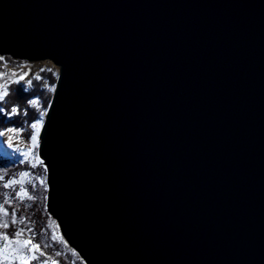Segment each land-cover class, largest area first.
I'll return each instance as SVG.
<instances>
[{"label": "water", "instance_id": "obj_1", "mask_svg": "<svg viewBox=\"0 0 264 264\" xmlns=\"http://www.w3.org/2000/svg\"><path fill=\"white\" fill-rule=\"evenodd\" d=\"M0 55L59 69L38 157L85 264H264V0H0Z\"/></svg>", "mask_w": 264, "mask_h": 264}, {"label": "snow or ice", "instance_id": "obj_2", "mask_svg": "<svg viewBox=\"0 0 264 264\" xmlns=\"http://www.w3.org/2000/svg\"><path fill=\"white\" fill-rule=\"evenodd\" d=\"M3 57H0V60H3ZM50 72L51 69L41 68L40 72L36 73L32 79L26 81V84L22 85L23 91L27 92L32 86L34 81L41 82V86L47 91H53L47 82V80L41 76L40 73ZM3 74L0 73V76ZM15 75V73H13ZM28 75V73H24L20 75L14 82L20 84L21 81L24 80V76ZM0 115H4L6 117L16 116H27L29 113V109L35 110L36 118L32 122L24 121V124H27L28 127L24 128H7L4 131H0V138L4 137L5 131L7 132H28L30 142L32 148L38 147V134L39 128L43 126L44 117L46 115L47 108L42 103V95L41 96H33L26 100V106L21 109L20 105H13L10 109L3 106L6 97L9 95L8 85L0 84ZM7 144L10 148H14V150L20 154L21 160L19 161L21 164H30L28 152H31V149L28 152L22 151L18 146H14L12 144V138L9 137ZM42 163V161H41ZM30 167L35 168V164H30ZM46 171V169H45ZM5 174L0 175V181L5 180ZM30 173L28 171H22L19 173V177H28ZM36 180L39 182V185L46 189V182L43 177H36ZM18 186V189H17ZM37 185L32 183L29 180L27 183L23 182L21 179L17 178L16 175H13L12 178L8 179L6 182L2 184L3 189H12L11 192L3 191L0 193V229L4 231H0V262H8L11 260H19L20 264H29L30 261H38L41 257H45V253L40 251L41 245L39 243H33L32 237L36 235L32 228L27 227L25 225V217L21 216L19 219L17 218V208H13L11 214L7 210V205H12L14 202L24 203L26 201H34L37 197L34 195V190ZM10 216V219H9ZM17 224L25 225V227L14 228V231L9 234L6 230ZM27 231L30 235L27 239H22L23 233ZM52 241H56L57 238L53 234L51 236ZM60 242H63L62 240ZM9 245H12L11 251H9ZM51 245H44V247H50ZM39 253L37 255L36 253ZM56 258L61 256V252L57 251L54 253ZM58 264L56 259H53L51 255L47 256L46 259L42 261V264Z\"/></svg>", "mask_w": 264, "mask_h": 264}, {"label": "trees", "instance_id": "obj_3", "mask_svg": "<svg viewBox=\"0 0 264 264\" xmlns=\"http://www.w3.org/2000/svg\"><path fill=\"white\" fill-rule=\"evenodd\" d=\"M41 82L34 81L33 87L30 88L27 92L23 91V88L20 85L13 84L9 88V95L6 97V100L3 104L6 108L10 109L13 105H20L21 109L26 106V100L35 96H41L44 106L47 108L52 94L49 92H45L41 89ZM36 118L35 110L29 109L28 115L25 117L23 115L12 117H6L4 115H0V131L5 130L6 128H27L28 125L23 122L26 120L29 123L32 122ZM25 137L29 138L28 132H23ZM8 168L0 167V175L5 174V179L12 178L13 175L19 176V173L22 171H32L34 173L41 172V176H44L46 171L44 166H39L36 169L31 168L27 164H12L8 160H4V162ZM37 185L34 190V195L37 197L34 201H26L24 203L14 202L12 205H7L6 208L11 214L13 208H17V218L19 219L21 216L25 217V225L33 229L36 233L35 236L32 237L33 243H39L41 245L40 251L45 253V257H41L38 261H35L33 264H42V261L47 258V256L51 255L53 259H56L59 264H72L71 260L64 254H62V249L60 245L56 241L51 240L52 231L50 229V222L52 221L51 216L49 215L46 208L47 201V187L46 189L39 185V183L35 182ZM47 186V184H46ZM2 193V192H0ZM2 202V200H0ZM10 219V216H9ZM25 225L17 224L15 226L9 227L6 231L11 234L14 231V228L25 227ZM0 231H4L0 229ZM29 233L25 231L21 238L27 239L29 238ZM44 245H51L50 247H44ZM61 252V256L56 258L54 256L55 252ZM75 257L78 258V255L75 254ZM75 264H84L82 261H79Z\"/></svg>", "mask_w": 264, "mask_h": 264}, {"label": "rangeland", "instance_id": "obj_4", "mask_svg": "<svg viewBox=\"0 0 264 264\" xmlns=\"http://www.w3.org/2000/svg\"><path fill=\"white\" fill-rule=\"evenodd\" d=\"M0 57L4 58L3 60H0V73L3 74L2 76H0V84H7L8 90H9L10 86L13 84L20 85L22 87V85L26 84L27 80L32 79V77L36 73L40 72L41 68L51 69L50 72L46 71V72H43L40 74L42 77H44L47 80V82L51 88H53V89L55 88L59 69L53 63H51V61L27 62V61L21 60V59H14L11 56H1L0 55ZM13 73H15V75H13ZM24 73H28V75L24 76V80L21 81L20 84L15 83L14 81L20 75H23ZM41 89L43 91H45L46 93L49 92L51 94L54 91V90L53 91H47L43 87H41ZM2 90L3 89H0V91H2ZM42 102H43V100H42ZM44 120H45V117H44ZM41 128L42 127L39 128V134H40ZM39 134H38V147L32 148L30 138L25 137L23 133L5 131L4 137L0 138V167L8 168V166L5 163H3L4 160H8L9 162H11L14 165L21 164L19 162L21 160L20 154L17 153L14 150V148H10L7 144L9 137L12 138V144L14 146H18L22 151L28 152V150L31 149V152H28V156H29L30 164L36 165V167L34 169H36L39 166H43V164L41 163V159L38 157V148H39V144H40ZM30 164H27V165L30 166ZM29 173H30V175L28 177H22L21 178L18 176L17 178L21 179L25 183H27L29 180H31L32 183H35V182L39 183L36 180V177H43L45 179V182H46V173L44 176H41V172L36 174L32 171L31 172L29 171ZM7 180L8 179H5L4 181H0V192H3V191L11 192L12 191V189H3L2 188V184L4 182H6ZM17 189H18V186H17ZM57 225H58V223L56 222V220H54L52 218V221L50 222V229L52 231V234H54L57 238L56 242L60 245V247L62 249V254L66 255L71 260L72 264L77 263L78 260L82 261L85 264V262L79 257V255L72 248H70L69 245L66 243V241L64 240V238L61 234L60 228ZM61 240L63 242H60ZM0 247H2V245H0ZM11 248H12V245H9L8 250L11 251ZM36 254L39 255L38 252ZM75 254L78 255V258L74 256ZM34 262L35 261H30L29 264H33ZM0 264H20V261L19 260H11V258H10V260L8 262H0ZM49 264H51V261H49Z\"/></svg>", "mask_w": 264, "mask_h": 264}]
</instances>
